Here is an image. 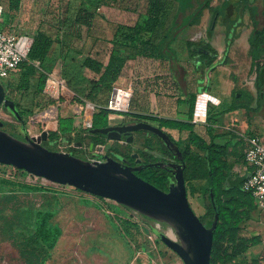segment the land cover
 Returning <instances> with one entry per match:
<instances>
[{"label":"rangeland","instance_id":"obj_1","mask_svg":"<svg viewBox=\"0 0 264 264\" xmlns=\"http://www.w3.org/2000/svg\"><path fill=\"white\" fill-rule=\"evenodd\" d=\"M223 1L213 0L212 5L217 6ZM233 1L237 2L239 0ZM0 2V5L5 7L6 0H0ZM142 2L145 1L142 0ZM255 4L261 12L262 0H256ZM82 5L91 10H96L93 28L90 30L83 28L80 31V38L65 34L63 40H68L69 43H77L79 46L77 49H81L86 54L89 53L106 62L111 48L109 42L113 38L116 28L119 25H133L138 18V14L132 9H124L119 6L100 7L96 0H23L20 12L16 15H10L6 30L20 36L30 35L34 31L41 30L56 37L60 35L57 32L58 22L62 20L66 23L72 20L71 18ZM189 12L180 13L178 5H176L165 18L154 42L159 41L174 22H180V17L182 18ZM258 19L259 27H263L264 16L260 14ZM213 26H216L217 29L213 44L217 47L220 58H222L228 47L226 30L221 18H214L210 10L205 11L200 25L185 29L182 36H180V40L183 37V40L188 38L193 42H198L203 38H207L208 29ZM252 30L253 24L247 15L237 27L238 37L228 48L227 64L218 69L219 76L213 79L212 94L220 101L231 100L235 91H248L252 95H256V75L251 72V57L249 54V36ZM178 42L179 54L181 56L185 54L187 57L188 47L183 45L184 41ZM196 50L199 51L200 48ZM59 52L60 47L57 44L51 55V64L54 65L56 62L58 64L54 65L56 68L50 74L49 79L56 78L61 83L60 95L54 97L47 93V84L45 99L41 103L33 100V90L29 92L19 90L12 93L7 92L8 98L13 99L19 105L24 119L23 122H20L8 110L3 109L0 112V120L7 123L5 127L7 132L16 133V127L25 125L29 136L34 140L41 141L44 133L49 134L57 130L60 117H73L78 132H84L85 129L89 128V121L94 116L96 105L87 101L83 95L80 97L83 103L75 100L76 93L68 87L66 81L61 77ZM129 66L128 72L125 74L128 76L126 78L128 80L117 82V86L133 92L130 108L128 112L119 114L122 118L116 120V117H113L110 123L117 125L129 119L143 120L159 125L157 121L140 118L138 115L156 116L152 109L157 104L166 106L170 102H176L171 100L174 98V94L170 91L171 87H168L169 76L167 74L170 64L168 62L165 64L160 63L157 69L158 73L154 72L152 74L147 67L144 68L143 64L137 63L136 60H132ZM42 68L46 69L47 67ZM22 72L21 69L13 72L8 79L3 80L4 86H8L11 82L19 85ZM173 74L177 84L181 85L177 74L174 72ZM92 76L90 74V77ZM51 86L54 92H60L56 83L51 84ZM62 87H66L64 92ZM110 98L111 92L104 96L103 100L109 104ZM203 98L200 99V104L204 102ZM90 105L94 106L95 109H89ZM49 111H52V114L51 112L48 113ZM241 112L242 119L249 125V128L245 130L235 128V130L240 134H246V136L250 135H247V132H253L261 138L264 144V108L262 111L251 114H248L245 110ZM180 115L181 113L166 114L163 117L179 116L181 118ZM227 124L228 122L216 124L217 135H230L231 131L228 129ZM205 125V123L200 124L198 129L203 136H206ZM164 131L178 142L182 149L191 143V135L188 132L165 128ZM23 138L22 136L20 139ZM224 138H221L220 141L223 142ZM147 140L154 147L151 153L162 156L160 143L153 135L135 134L134 142L131 144L113 141H110V143L117 144L125 154H140V151L145 149ZM192 150L195 153L202 154L195 146L192 147ZM101 153L106 154L105 151ZM230 161L233 162L232 159ZM238 170L236 166L235 171ZM12 176L11 168H0V264H38L36 258L25 255L20 249L14 240V231L17 224L23 223L26 211L45 209L46 207L57 210L54 223L58 224L63 231L46 264H184L182 259L164 244L154 232V229H158L169 236L170 233L176 236L175 231L169 225L148 219L112 200L105 201L104 209L99 208L91 202H85L81 194L76 192L74 188L59 184L50 185L43 178L34 179L25 176L24 178L21 177V180L26 182L36 181L33 184L42 185L50 190L42 192L15 191V184L18 183ZM186 185L189 202L195 213L202 217L206 213L207 199L204 196V190L208 183L206 180H192L186 182ZM89 198L96 200L94 197ZM110 206L115 207V209ZM125 221H128L130 225L125 226ZM127 229H129V233ZM244 233L262 236L263 243L250 249L239 260L238 264H264V210L255 211L252 220L244 224Z\"/></svg>","mask_w":264,"mask_h":264},{"label":"trees","instance_id":"obj_2","mask_svg":"<svg viewBox=\"0 0 264 264\" xmlns=\"http://www.w3.org/2000/svg\"><path fill=\"white\" fill-rule=\"evenodd\" d=\"M96 1L100 7L119 6L124 9H132L138 14V20L134 25H119L116 28L115 34L109 42L111 48L107 62L91 54L85 55L73 43L63 40L65 34L80 38V31L83 28L88 30L93 28L96 10H91L82 5L71 18L72 20L66 23L62 20L58 22L57 31L60 34L59 36L53 37L41 30L34 31L28 35L33 42L27 59L20 65V69L23 70L20 84L15 85L11 82L6 86L8 93L16 90L23 92L33 90V100L41 103L45 99V88L49 76L54 70V65L46 62L54 49V45L60 44L61 77L66 81L68 87L76 93L75 100L83 103L80 98L83 95L87 101L96 105L93 126L87 130L85 129V131L103 129L110 126L109 118L113 112L108 109V103L104 102L103 97L110 92L112 93L129 61L137 57H148L156 59L162 64L168 62L170 69L177 76L186 71L185 63L190 66L193 65L198 71L212 73L218 66L227 64L228 48L238 37L237 27L243 22L245 16L248 15L250 17L253 24V30L249 37L250 57L252 60L251 72L256 75V100L246 92L235 91L230 105L221 107L217 112H213V107L208 108L204 127L206 136L200 134L198 130L200 124L193 123L199 94L191 92L189 88L188 98L180 100V102L187 104L189 107L188 115L185 119L138 115L140 118L157 121L158 126L163 129L188 132L191 135V143L182 149L186 164L184 171L185 180L186 182L206 180L208 183L204 190V196L207 199L206 213L200 217L201 221L207 227H211L216 211L219 217L218 225L213 235L211 264H238L239 260L250 249L260 246L263 243V239L260 235L244 233V224L252 220L255 211L258 210L253 194L244 189L246 175L241 176L240 173L235 171L237 164H246L245 154L240 150L243 148L244 139H240L234 144H232L231 140L223 143L220 141L221 138L227 136L217 135L215 126L218 124L217 117L220 115L241 109L251 114L262 111L264 108V26L259 27L258 19L260 14L264 16V0H262L261 12H259V7L255 4L256 0H239L237 2L224 0L217 6L212 5L213 0ZM22 5L23 0H6V5L3 7L1 15L0 31H7V22L10 15L19 13ZM176 5H178L180 13L190 12L182 18L180 17V22H174L168 32L159 41L154 42L155 36L165 18ZM206 10H210L214 18L220 17L226 27L228 47L224 60L216 62L219 56L218 51L212 47L207 38H203L198 42L183 40V45L188 47L186 62H183L177 49L178 41H182L180 36L188 27L200 25ZM211 33L212 27L208 29V34ZM198 48H200L199 51L195 50ZM37 63H40L41 67ZM42 67L47 68L43 69ZM90 74L93 76L90 77ZM48 84L51 86L53 81L49 79ZM52 96L58 97V92H54ZM254 103L256 106L253 107ZM202 106L206 108L204 102L200 105V108ZM6 126L7 123L4 122L3 130L5 131ZM16 130V133L10 134L20 139L22 137L21 131L18 127H16ZM77 133L79 132L75 127V119L73 117H60L57 130L50 132L47 141H42V145L57 151L56 144L59 140L67 144L80 142L81 139L76 136ZM154 136L160 143L162 156H156L151 153L154 147L147 140L145 149L141 150L139 154L143 163L165 162V157L171 156L167 146L159 137ZM254 136H256L254 133L250 134V137ZM105 137L104 134L95 133V136L92 137L94 151H105L108 157H113L124 164L136 165L135 159L131 154L122 152L117 144H111L110 141L106 142L103 139ZM173 141L179 145L174 139ZM193 146L197 147L202 154H199V152L195 153L192 150ZM74 156L79 157L77 154H74ZM3 167L12 169V177L18 183L15 184V191L42 192L50 190L42 185L21 180V177L29 176L26 171L0 164V168ZM137 175L163 191H168L169 182L172 178L167 169L161 168L146 169L138 172ZM49 184L51 185V183ZM210 187H213L214 190L215 205L210 199ZM99 199L103 200L102 198ZM84 201L91 202L102 208L98 203L89 200ZM110 207L112 208L113 206ZM113 208L115 209V207ZM24 214L23 223L17 224L14 231V240L25 255L36 258L38 264H46L51 257V252L55 249L63 234L62 228L54 223L57 210L46 207L45 209H31ZM124 225L127 226L130 223L125 221ZM127 232L129 233V229H127Z\"/></svg>","mask_w":264,"mask_h":264},{"label":"water","instance_id":"obj_3","mask_svg":"<svg viewBox=\"0 0 264 264\" xmlns=\"http://www.w3.org/2000/svg\"><path fill=\"white\" fill-rule=\"evenodd\" d=\"M6 109L20 122L23 117L18 105L8 98L6 87L0 79V112ZM95 109V107L93 108ZM4 121L0 120V164L26 171L47 181L69 185L76 189L132 209L140 215L161 224L169 225L175 231V238L154 229L159 239L174 251L184 264H211L213 235L218 225V212L213 225L207 227L193 210L185 180L186 164L182 152L172 137L158 125L139 121L130 125H110L103 129H92V133L107 135L110 140H119L121 133L146 131L160 138L171 151H175L181 164L159 161L143 163L139 154H133L135 166L123 164L113 157L105 161H88L71 153L51 150L42 145L47 141L44 133L41 141L32 139L26 126L19 129L23 139L3 130ZM93 126V117L89 128ZM131 141V140H130ZM82 144L79 143V146ZM91 144L90 149L93 150ZM167 169L172 178L168 191H163L137 175L146 169ZM210 199L215 205L213 187ZM216 210V208H215Z\"/></svg>","mask_w":264,"mask_h":264},{"label":"crops","instance_id":"obj_4","mask_svg":"<svg viewBox=\"0 0 264 264\" xmlns=\"http://www.w3.org/2000/svg\"><path fill=\"white\" fill-rule=\"evenodd\" d=\"M137 20H138V18H137ZM168 30L165 33H167ZM225 30H226V27H225ZM216 31H217L216 26H213L212 27V33L208 34V36H207V41L212 45L213 48H215L217 50V47L213 44V40L215 39ZM226 36H227V31H226ZM184 39H185V37H184ZM185 40L193 41V40L188 39V38L185 39ZM182 41H183V37H182ZM73 44H74V46L76 48H79L77 43L74 42ZM56 45L57 44L54 45V48H55ZM58 45L60 47V44H58ZM249 46H250V44H249ZM52 52H51V55H52ZM83 53L85 55L89 54V53L86 54L85 52H83ZM218 53H219V51H218ZM225 53H226V50H225ZM249 54H250V49H249ZM51 55L47 59L46 63H52V58H51L52 56ZM60 55L61 54L59 52L58 59H59L60 63H62ZM181 58H182L183 62L184 61L186 62V60H185L186 59V55L185 54L183 56H181ZM133 60H136L137 63L143 64L144 68L147 67L148 70L151 72V74L154 73V72L158 73L157 69L159 68V65L161 63L158 60L153 59V58H148V57H137L136 59H133ZM223 60H224V56L222 58H220V54H219L218 59L216 60V62H222ZM131 61H129V63ZM129 63L125 67L123 75H122V77H120L118 82H121L123 80H128V79H126V78H128V76L125 75V74H126V72H128V69L130 67ZM57 64L58 63L56 62L54 65H57ZM185 64H186L185 66L187 68L186 71L183 72L180 76H178V78L180 79L181 85L177 84L176 79L174 78V74H173L172 70L170 68L168 69L169 70V72L167 74L169 76L168 77V83H169L168 87H171L170 91H172L173 94H174V98H172L171 100H174L176 102L175 103L170 102V104H167L166 106H164L162 104L161 105L157 104L156 107L154 106L155 108L152 107L153 108L152 112L154 114H156V116H160L161 114H163L162 116H160V117H163L166 114L181 113V115H180L181 119H185L186 116L188 115L189 107L187 106V104H185L183 102H180V100L188 98V88H189V90L191 92L196 93L197 95L198 94L199 95L200 94H205L203 96L204 97L203 99H204L205 107L206 108H207V106H208V108L213 107V109H214L213 112H217L221 107H223L225 105H230L232 103L233 97H232L231 100L220 101L215 96H213V94H212L213 93V91H212L213 79L217 78L219 76L218 69L221 68V67H224V66H218L214 71H212V73H207V72H202V71L196 70L195 67H193V65L190 66L187 63H185ZM37 65H40V63H37ZM251 67H252V60H251ZM55 68H56V66H54V70H55ZM50 79L53 81L54 84L56 83L58 88L60 89V92L58 93V96H59L60 93H61V83L56 78H50ZM174 83H176V84L173 87ZM47 85H48L47 86V93H49L50 95L51 94L53 95L54 92H53V90H51V88H50L51 86L49 84H47ZM64 89H66V87H62L63 92H64ZM233 92H234V90L232 91V94H233ZM243 92H246L247 94H250L252 97L254 96V95H252V93H250L248 91H243ZM256 96H257V92H256V95L253 97L254 100H256ZM200 105L201 104L199 103L198 108L200 107ZM254 106H256L255 103H254L253 107ZM206 108H203V106H202V108H200L199 114H197L200 119H203L205 117ZM242 110L243 109L237 110V111H232V112H229L227 114L220 115V116L217 117V120H218V123H220V124L228 122L227 126H228V129L231 131L230 135L225 137L224 140H222L223 143H226V142L231 140L232 144H234L237 141H239L240 139H244V145L242 146L243 148H241L240 150H242V152L245 154L246 150H247V147H248V139H249L250 135L246 136V134H240L237 130H235V128H241L242 130H245V129L249 128V125L246 122H244L243 119H242L243 118L242 114H241ZM50 112L52 114V111H49L48 113H50ZM113 117H116V120L118 118H122V116H120V115H110V118H109L110 122L112 121L111 119ZM50 118H52V117H50ZM170 118H180V117L178 116V117H170ZM110 125H112V124L110 123ZM248 134H251V132H247V135ZM263 140H264V137H263ZM237 167L239 169L237 172L240 173L241 176H245L247 174V167L245 165H243V164H239L238 165L237 164Z\"/></svg>","mask_w":264,"mask_h":264},{"label":"built area","instance_id":"obj_5","mask_svg":"<svg viewBox=\"0 0 264 264\" xmlns=\"http://www.w3.org/2000/svg\"><path fill=\"white\" fill-rule=\"evenodd\" d=\"M2 11L3 7L0 5V21ZM32 42V38L28 35L20 36L8 30L0 31V79L2 81L4 79H8L13 72L20 70V65L28 57ZM204 95L205 94L198 95L193 117V123L195 124H204L207 120L208 106L206 108L205 117L203 119H200L197 115L199 101ZM132 97L133 92L131 90L116 85L112 90L111 98L107 106L108 109L113 112L111 115H119L120 113L128 112ZM126 99H128L129 102L127 107H124L123 105L126 102ZM56 146L57 151L69 153L70 148H72L74 144H67L62 140H59ZM245 163V166L247 167V174L244 182V189L253 194L257 209L264 210V144L261 138H259L258 136L250 137L248 139V147L245 153ZM29 177L34 179H41L32 174H29ZM48 182L49 181H47L46 183L48 184ZM29 183H36V181ZM72 188H74L76 192L81 194L83 200H89L98 203L100 204V206H102V209H104V203L108 199L102 198L103 200H100V197L82 192L75 187ZM89 197H94L96 200L94 201Z\"/></svg>","mask_w":264,"mask_h":264},{"label":"flooded vegetation","instance_id":"obj_6","mask_svg":"<svg viewBox=\"0 0 264 264\" xmlns=\"http://www.w3.org/2000/svg\"><path fill=\"white\" fill-rule=\"evenodd\" d=\"M139 121H143V120H129V119H126L125 121H122L121 123H119L117 125H121V126L122 125H130V124L137 123ZM20 127H18V128H20ZM21 134H22V132H21ZM135 134H144L145 136H148V135H153L154 136V134L146 132V131H136V132H132V133H121V138L119 140H110L107 137V135H105L106 137L103 138V139L106 142L113 141V142H120V143L124 142L126 144H131V143L134 142V135ZM22 136H23V134H22ZM76 136L80 137L81 141L78 142L77 144H74V146L72 148H70L69 153H71L73 155L77 154L79 156V158H82V159L88 160V161H105L106 158H108V156L106 154H103L100 151H94V148H93V150L90 149L91 144H93L92 143V137L95 136V133H92V131H84V132L82 131V132L77 133ZM79 143H81L82 145L79 146ZM179 148H180V150L182 152L183 161H184V154H183L182 148L180 146H179ZM169 151L171 153V156L165 157L166 158L165 162L181 164L182 161L178 158V156L176 155V152L175 151H171L170 149H169ZM131 155H133V154H131ZM135 163H136V160H135ZM126 165L135 166V165H131V164H126Z\"/></svg>","mask_w":264,"mask_h":264},{"label":"bare ground","instance_id":"obj_7","mask_svg":"<svg viewBox=\"0 0 264 264\" xmlns=\"http://www.w3.org/2000/svg\"><path fill=\"white\" fill-rule=\"evenodd\" d=\"M128 99H126V102L124 103V107H127V105H128ZM94 108V106H89V109H93ZM199 110H200V107L198 108V114H199ZM206 111V110H205ZM47 114V113H46ZM90 122V121H89ZM22 209V208H21ZM170 236L172 237V238H175V236L172 234V233H170Z\"/></svg>","mask_w":264,"mask_h":264}]
</instances>
